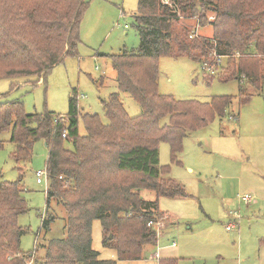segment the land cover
<instances>
[{
  "label": "trees",
  "instance_id": "obj_1",
  "mask_svg": "<svg viewBox=\"0 0 264 264\" xmlns=\"http://www.w3.org/2000/svg\"><path fill=\"white\" fill-rule=\"evenodd\" d=\"M169 2L138 0L134 18L138 48L109 56L117 88L140 105L139 116L130 118L117 94L101 101L107 124L97 115L81 116L75 97L63 120L49 112L27 115L22 103L0 100V133L10 134L14 161L27 163L34 144L42 140L48 150L46 205L55 200L67 214L65 237L42 247V264H116L99 260L91 249L93 221L100 223L102 247L114 249L118 261H140L144 248L157 243L147 223L165 217L158 199L187 197L183 186L166 178L168 168L159 165L158 145L167 143L175 159L187 133L214 117L223 118L233 98L214 97L203 104L161 95L160 58L187 57L199 63L202 57L225 58L230 74L220 79L239 83L241 104L251 98L247 87L256 92L262 88L264 0ZM88 5L87 0H0V80L36 77L38 83L64 58L75 57ZM181 18L194 25L177 35ZM207 26L212 28L211 38L198 34L190 38ZM79 117L84 136L78 134ZM165 118L168 123L160 126ZM142 191L153 193L155 200L142 199ZM22 192L20 181L0 183V264H25L35 256L20 251L27 231L18 218L28 212ZM44 213L36 237L53 221L46 209ZM158 264L179 263L162 259Z\"/></svg>",
  "mask_w": 264,
  "mask_h": 264
},
{
  "label": "rangeland",
  "instance_id": "obj_2",
  "mask_svg": "<svg viewBox=\"0 0 264 264\" xmlns=\"http://www.w3.org/2000/svg\"><path fill=\"white\" fill-rule=\"evenodd\" d=\"M87 2L77 55L64 58L38 83L36 77L1 79L2 102L22 103L27 115L49 112L66 117L69 100L75 97L81 116L97 115L107 124L101 101L117 94L130 118L141 114L140 105L129 94L119 92L109 58L138 48L134 28L138 0ZM193 25L191 20L181 18L175 33L182 35L183 28L192 29ZM197 34L211 38L212 28H200ZM157 67L161 95L203 104L214 97H232V105L223 118L214 117L205 126L189 131L175 159L167 143L158 145L159 165L168 168L166 178L178 182L187 194L185 198L158 199L159 211L167 218L165 226L171 232L161 231L157 243L144 248L142 260L118 261L114 249L102 247L100 223L93 221L91 249L100 254L99 260L116 264H156L152 258L161 249L162 255L173 257L179 264H264V81L259 92L247 87L251 98L241 104L237 99L239 83L220 79L230 74L225 58L202 57L199 63L187 57H162ZM167 123L165 118L160 126ZM78 134H86L81 117ZM9 139L8 132L0 133V183L21 182L28 212L18 218L19 226L27 231L21 238L20 251L26 255L34 253L32 262L42 264V247L50 240L65 237L67 214L55 200L48 207L46 188L36 183L35 173L46 170L45 143L40 140L34 144L32 159L27 163H16L15 148ZM246 194L252 195L255 203L245 205L238 201V196ZM140 195L146 201L155 200L153 193L142 191ZM45 209L53 221L48 230L36 237ZM229 213H236V227L226 230L233 221ZM172 244L176 248L172 249Z\"/></svg>",
  "mask_w": 264,
  "mask_h": 264
},
{
  "label": "built area",
  "instance_id": "obj_3",
  "mask_svg": "<svg viewBox=\"0 0 264 264\" xmlns=\"http://www.w3.org/2000/svg\"><path fill=\"white\" fill-rule=\"evenodd\" d=\"M197 36V33L194 32L193 36H190V38H193V37H196ZM61 120H63L64 118L63 117H60ZM63 137H66V133L63 135ZM35 177H36V183L37 184H44V187L46 188V191L48 190L49 188V177H48V173L47 171H38L35 173ZM45 191V192H46ZM254 200V197L252 195H241V196H238V201H240L241 203L247 205L249 203H251L252 201ZM230 215V218L233 220V218H236V213H229ZM45 217V213L43 211V214H42V220L44 219ZM165 221H167V218H160L156 221H149L147 223V227L151 228L153 231H155L156 233V237L158 238V235L160 234L161 231H163L166 226H165ZM231 222V221H230ZM236 227V222L235 220H233L231 223H229L227 226H226V230H231V229H234ZM38 237V235H37ZM172 247H175V244L172 245ZM33 252H36V243L33 247ZM34 255V253H32ZM32 259V258H31ZM31 259H27L25 260V264H32V260ZM153 260L156 261V263L158 264L159 262V255H158V251L154 254V257L152 258Z\"/></svg>",
  "mask_w": 264,
  "mask_h": 264
},
{
  "label": "crops",
  "instance_id": "obj_4",
  "mask_svg": "<svg viewBox=\"0 0 264 264\" xmlns=\"http://www.w3.org/2000/svg\"><path fill=\"white\" fill-rule=\"evenodd\" d=\"M255 198H254V200L252 201V202H254L255 203ZM249 203V204H247V205H251V204H253V203ZM241 203V202H240ZM228 216V215H227ZM230 217V216H229ZM225 229H226V227H225ZM165 234H168V233H170L171 232V230L169 229V228H165L164 229V231H163ZM173 245V244H172ZM171 248L172 249H174V248H176V246L175 247H172L171 246ZM163 251H162V249H161V251H159L158 252V255H159V260H162V259H173V257H170V256H166V255H162L161 253H162ZM98 253V252H97ZM99 254V253H98ZM99 256H100V254H99ZM157 264V263H156Z\"/></svg>",
  "mask_w": 264,
  "mask_h": 264
}]
</instances>
